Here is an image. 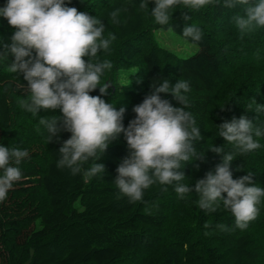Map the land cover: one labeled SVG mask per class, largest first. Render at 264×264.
<instances>
[{"label": "trees", "instance_id": "16d2710c", "mask_svg": "<svg viewBox=\"0 0 264 264\" xmlns=\"http://www.w3.org/2000/svg\"><path fill=\"white\" fill-rule=\"evenodd\" d=\"M6 2L0 0V7ZM65 2L105 23V38L109 32L117 37L110 53L101 52L97 59L113 64L101 76L100 85L111 86L101 98L117 109L126 107L125 128L136 117L134 106L152 92L154 81L190 83L185 94L191 104L187 110L202 134L195 147L206 155L205 161L193 158L181 169L185 175L181 182L194 188L197 180L222 163V156L209 150L212 146L222 145L225 153L234 151L232 144L218 136V125L242 115L255 117L256 104H264V28L241 38L231 19L242 14L241 9H227L223 0L199 11L173 7L164 26L155 22L152 2L147 9L140 8L141 0ZM114 7L128 9L121 11L118 24L109 16ZM182 12L191 15L190 25L202 30V41L182 35ZM159 30H172L198 47V52L181 58L158 41ZM14 31L0 17V50L3 43H11ZM13 60L10 54L0 57V145L28 150L30 155L19 165L21 181L0 202V264H264V197L257 219L247 229L232 232L217 227L234 226L231 211L222 202L215 212L200 209L195 192L181 199L172 186L165 191L156 183L145 190L144 202L130 204L114 183L118 166L129 156L123 133L96 161L105 165L103 178L84 179L67 168H57L59 148L71 133L62 131L49 143L50 134L39 120L59 119L62 113L41 109L33 116L20 107L29 94L23 73L9 71ZM123 76L128 86L121 83ZM90 95H101L99 87ZM161 96L173 107L183 106L170 93ZM253 98V111L247 112ZM254 123L264 127V113ZM254 139L261 147L234 156L233 178L251 172L256 186L264 188V136Z\"/></svg>", "mask_w": 264, "mask_h": 264}, {"label": "clouds", "instance_id": "9594fccd", "mask_svg": "<svg viewBox=\"0 0 264 264\" xmlns=\"http://www.w3.org/2000/svg\"><path fill=\"white\" fill-rule=\"evenodd\" d=\"M150 2L155 4L151 14L161 26L169 24L173 7L182 5L199 11L209 5H218L216 0H141L139 6L147 9ZM222 6L241 9L242 14L231 18L241 38L257 28H264V0H223ZM121 11L128 9L114 7L110 11L114 24L120 22ZM0 17L15 29L11 43H3L0 57L13 56L9 71L23 73L27 81L29 95L20 101V107L33 116L41 109L62 113L59 119L41 117L39 120L50 134L49 143L62 131L71 133L59 148L57 168H67L73 176L81 175L84 179L103 178L105 165L96 161L123 133L129 156L118 166L114 183L130 204L144 202L145 190L159 183L165 186V191L167 186H172L181 199L195 192L199 197L198 207L206 212L217 211L222 202L235 217V223L233 227L217 225L221 231L245 230L257 219L264 188L256 186L251 172L234 179L232 165L236 154L244 155L261 147L254 137L264 136V127L254 120L264 113V104H256L255 117L242 115L218 125V136L232 144L234 151L225 153L222 145L212 146L209 150L221 155L222 163L214 172L208 171L204 178L197 180L193 188L181 182L185 177L181 169L193 158L205 161L206 155L195 147L202 140V134L193 113L187 110L191 107L185 95L190 91L188 81L182 79L175 84L168 79L154 81L152 92L134 106L136 117L125 128L126 107L117 109L101 98L108 94L110 87L108 83L100 85L101 76L105 70H111L113 64L97 57L101 52L110 53L117 39L111 32L105 38V23L76 7L67 6L65 0H7L0 7ZM181 19L185 22L182 35L194 42L202 41V30L188 23L191 15L182 12ZM98 87L101 95H90ZM162 93H170L183 106L173 107L169 100L162 98ZM255 103L253 98L246 111H253ZM29 155L28 150L0 145V202L5 201L9 191L21 181L23 174L19 165ZM90 160L91 166L86 168Z\"/></svg>", "mask_w": 264, "mask_h": 264}, {"label": "rangeland", "instance_id": "374dc122", "mask_svg": "<svg viewBox=\"0 0 264 264\" xmlns=\"http://www.w3.org/2000/svg\"><path fill=\"white\" fill-rule=\"evenodd\" d=\"M156 38L163 46L175 51L181 58L186 59L198 52V47L188 43L172 30H159L156 32ZM121 83L124 86H128L129 84V82L124 79V76Z\"/></svg>", "mask_w": 264, "mask_h": 264}, {"label": "water", "instance_id": "95a60500", "mask_svg": "<svg viewBox=\"0 0 264 264\" xmlns=\"http://www.w3.org/2000/svg\"><path fill=\"white\" fill-rule=\"evenodd\" d=\"M111 87V86H110Z\"/></svg>", "mask_w": 264, "mask_h": 264}]
</instances>
